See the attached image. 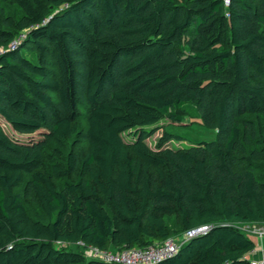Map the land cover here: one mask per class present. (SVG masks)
Here are the masks:
<instances>
[{
  "label": "trees",
  "instance_id": "trees-1",
  "mask_svg": "<svg viewBox=\"0 0 264 264\" xmlns=\"http://www.w3.org/2000/svg\"><path fill=\"white\" fill-rule=\"evenodd\" d=\"M185 119L215 139L146 144ZM0 120L40 134L0 125V264H109L85 248L145 250L200 227L155 264H251L264 0H0Z\"/></svg>",
  "mask_w": 264,
  "mask_h": 264
},
{
  "label": "built area",
  "instance_id": "built-area-1",
  "mask_svg": "<svg viewBox=\"0 0 264 264\" xmlns=\"http://www.w3.org/2000/svg\"><path fill=\"white\" fill-rule=\"evenodd\" d=\"M229 0H224V5L227 6ZM24 34H22V39ZM17 42L13 43V46L17 45ZM209 230L208 227H200L186 232L183 236L177 239H169L162 244H155L145 250L127 249L121 252L102 251L97 248L87 247L85 248L88 258L101 261L109 264H155L173 254H175L179 246L188 241L189 239L202 235ZM243 231L249 235L256 237H264V224L260 227L251 226L243 228ZM83 246L82 244H80ZM251 264H263L262 262H252Z\"/></svg>",
  "mask_w": 264,
  "mask_h": 264
},
{
  "label": "rangeland",
  "instance_id": "rangeland-1",
  "mask_svg": "<svg viewBox=\"0 0 264 264\" xmlns=\"http://www.w3.org/2000/svg\"><path fill=\"white\" fill-rule=\"evenodd\" d=\"M21 37L22 35L17 36V40H21L20 39ZM81 122H82L81 126L84 127L85 125L84 119H81ZM0 125L10 136H12L14 139L21 141V142L37 140L40 136L39 133H35L32 135H18L15 132H13L12 129L9 126H7L2 120H0ZM155 128H156L155 133L146 140V144L153 151H156L158 140L162 136L163 132L175 134L181 137L182 140L166 143L163 147V148H169V149H174V150L182 149L190 145L196 144L198 142L213 141L216 137L215 131L205 129L204 127L196 123L192 124L188 119H185L181 124H176V123L173 124L167 120H163L159 122ZM123 138L125 141L130 140V137L126 134L123 135ZM15 191L18 193H22L23 184H21L20 187L16 188ZM28 204H29L28 206L31 209V212L33 213V215L40 218L41 213L39 211V204L36 202V200L32 196H29ZM71 249L75 250L74 247H71ZM85 254H86V251H85Z\"/></svg>",
  "mask_w": 264,
  "mask_h": 264
},
{
  "label": "crops",
  "instance_id": "crops-1",
  "mask_svg": "<svg viewBox=\"0 0 264 264\" xmlns=\"http://www.w3.org/2000/svg\"><path fill=\"white\" fill-rule=\"evenodd\" d=\"M260 227L258 225H252ZM255 242V249L246 255V258L252 262H262L264 264V237H256L250 235Z\"/></svg>",
  "mask_w": 264,
  "mask_h": 264
}]
</instances>
